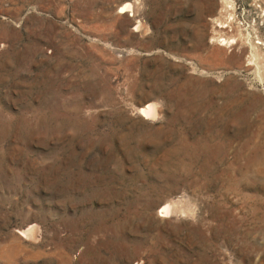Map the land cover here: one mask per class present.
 I'll use <instances>...</instances> for the list:
<instances>
[{"label": "rangeland", "instance_id": "1", "mask_svg": "<svg viewBox=\"0 0 264 264\" xmlns=\"http://www.w3.org/2000/svg\"><path fill=\"white\" fill-rule=\"evenodd\" d=\"M0 264H264V0H0Z\"/></svg>", "mask_w": 264, "mask_h": 264}, {"label": "bare ground", "instance_id": "2", "mask_svg": "<svg viewBox=\"0 0 264 264\" xmlns=\"http://www.w3.org/2000/svg\"><path fill=\"white\" fill-rule=\"evenodd\" d=\"M125 8H128V6L127 5H122L121 6V9H120V11H124V9ZM140 17H139V13L137 12H134V13H132V16H131V21H132V23H134L135 25H134V28H137V26L139 25V22H140ZM154 107H153V105H146L144 108H142V109H140V112L142 113V114H145V115H147V116H149V117H151V116H154L155 114H154ZM154 114V115H153ZM166 202V201H165ZM166 205V204H165ZM175 207V206H174ZM170 209V208H169ZM168 209V206L166 205V206H164V207H162V210H158L159 211V213L160 212H164V213H166L167 212V210H169ZM173 210V209H172ZM163 213V214H164ZM167 213H169V212H167Z\"/></svg>", "mask_w": 264, "mask_h": 264}]
</instances>
